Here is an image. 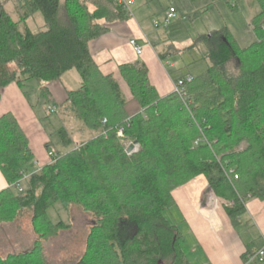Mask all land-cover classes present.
I'll return each mask as SVG.
<instances>
[{"label": "trees", "instance_id": "trees-1", "mask_svg": "<svg viewBox=\"0 0 264 264\" xmlns=\"http://www.w3.org/2000/svg\"><path fill=\"white\" fill-rule=\"evenodd\" d=\"M254 2L251 45L241 47L224 28L198 36L187 48L171 44L158 52L165 60L195 49L209 62L186 83L188 105L175 91L161 95L143 61L121 64L139 106L130 115L121 83L102 71L89 48L109 23L128 17L118 0H0V101L11 83L55 82L75 68L81 85L67 91L64 105L92 134L66 152L48 142L53 158L31 171L36 158L26 132L12 112L0 115V169L9 184L0 191V232L28 211L41 238L56 236L67 226L55 222L49 209L78 206L95 224L76 264H190L185 238L165 212L175 205L174 190L202 175L236 225L244 200L264 197V0ZM37 12L44 24L34 30L30 21ZM235 58L237 72L226 71ZM120 127L140 150L127 153ZM57 133L61 144L74 143L67 128ZM203 137L209 143L197 145ZM0 264L49 263L42 240H35L28 251L0 257Z\"/></svg>", "mask_w": 264, "mask_h": 264}, {"label": "crops", "instance_id": "crops-1", "mask_svg": "<svg viewBox=\"0 0 264 264\" xmlns=\"http://www.w3.org/2000/svg\"><path fill=\"white\" fill-rule=\"evenodd\" d=\"M151 1L138 0L133 17L109 23V31L92 40L89 48L102 71L114 76L117 73L121 76V64L143 61L149 68L151 82L164 96L174 91V84L180 76L174 77L168 71L169 66H175L169 62L171 55L163 60L158 52L165 51L171 44L182 49L190 45L180 46L176 41L174 43L170 34L164 32L168 29L154 26L156 14L159 12L155 11L154 2ZM142 2L151 9V18L145 16L148 11L144 9ZM197 37L191 36L193 41ZM133 38L137 39L143 49L141 55H137L128 44V39ZM51 87L48 92L53 96L55 88L52 85ZM7 112L16 116L26 132L36 158L34 164L39 170L50 162L45 146L50 135L28 100L26 91L16 82L8 85L2 92L0 115ZM8 186L0 169V191ZM173 196L175 205L165 214L178 226L185 240H188L190 247L187 244V257L190 264H244L245 255L255 253L264 244V197L249 195L244 200L245 211L235 225L226 211V202L213 192L203 175L175 189Z\"/></svg>", "mask_w": 264, "mask_h": 264}, {"label": "rangeland", "instance_id": "rangeland-1", "mask_svg": "<svg viewBox=\"0 0 264 264\" xmlns=\"http://www.w3.org/2000/svg\"><path fill=\"white\" fill-rule=\"evenodd\" d=\"M137 1L131 4L133 12L136 9ZM151 2H154L155 11L159 12L156 14L157 18L155 20L162 19L171 6L178 9V18L174 19L167 28L164 27V29H168L164 32L170 34L173 42L176 41V44L180 46L191 45L193 41L191 36H200L224 28H229L241 47L249 46L256 41V35L249 24L250 18L256 14L258 9V5L254 0H221L217 3H213L212 0H196L194 2L190 0H152ZM145 4L144 9L146 12L148 11L145 16H150L149 18H151L153 13L149 14L151 9ZM199 11L201 13L197 14ZM30 24L34 30L40 29L44 24L43 14L37 12ZM128 44L130 45V39H128ZM161 50L163 49L161 48ZM169 62L175 64L174 67H168V71L174 77H182L188 74L196 77L202 74L209 66V62L202 59L195 49L176 53L170 57ZM238 66L239 60L235 58L227 63L224 69L228 72H237ZM115 77L121 83L123 91L129 100L127 104L129 114L137 113L139 106L135 100H131L132 95L125 80L119 73ZM51 85L55 88V95L53 96L48 92L50 91L49 89H52ZM80 85V74L75 68H72L58 81L46 83L30 79L25 82L23 87L28 100L34 106L38 118L42 121L48 135L51 136H49L47 143L51 141L53 149L59 152H66L76 147L78 143L86 141L92 135L89 131L82 130V122L76 120L64 105L66 91L77 89ZM133 106H135L134 109ZM50 107L54 108L55 112L52 113L49 109ZM60 127H65L69 130L74 140L72 145L65 146L60 143V137L57 133ZM133 142L141 147L140 143L136 141L131 143ZM246 145V142H242L240 148L243 149ZM48 152L49 150L47 155ZM132 153L135 152H129V154ZM37 169L33 163L31 171H36ZM20 187L22 188L21 184ZM49 214L55 222L63 220L67 228H64L56 236L44 237L43 235L41 238L37 230L34 229L31 219L32 213L27 211L17 221L2 225L3 232H0V257L6 258L11 253L28 251L32 248L35 240H42L44 258L49 264H76L77 261L81 260L87 251L91 227L95 224L92 215L78 206L66 210L60 203L49 209ZM185 241L189 248L188 240Z\"/></svg>", "mask_w": 264, "mask_h": 264}, {"label": "built area", "instance_id": "built-area-1", "mask_svg": "<svg viewBox=\"0 0 264 264\" xmlns=\"http://www.w3.org/2000/svg\"><path fill=\"white\" fill-rule=\"evenodd\" d=\"M119 4L123 7L124 11L127 13L128 17H133L134 12L131 9V4L134 3V0H118ZM178 16V11L174 6H171L169 8V10L166 12V14L162 17L161 20H155L154 21V26L156 28L158 27H167L174 19H176ZM130 45L133 47L135 53L137 55H141L143 52L142 47L139 45L137 39H130ZM192 75H186L183 78H178V80L176 81V83L174 84V91L182 98V100L184 101V103L186 105H188V91L186 88V83L192 81ZM50 111L53 113L55 112V109L50 107L49 108ZM107 122V119H104V123ZM129 126V124H128ZM117 135L118 137L124 141L128 147V145L132 142L127 135L125 133V128L124 127H120L117 131ZM203 142H208V140L206 138H199L196 141V144L199 145L200 143ZM140 149L139 144H136L133 151L132 152H136ZM53 152L49 151L48 152V156L49 159L51 161V159L53 158ZM230 173H234V170L231 169ZM234 178L238 179L239 175L234 173ZM20 191H22L23 189L20 187V184H18ZM258 263V264H263L264 263V244L253 254H250L247 256V259H245L244 264H248V263Z\"/></svg>", "mask_w": 264, "mask_h": 264}, {"label": "water", "instance_id": "water-1", "mask_svg": "<svg viewBox=\"0 0 264 264\" xmlns=\"http://www.w3.org/2000/svg\"><path fill=\"white\" fill-rule=\"evenodd\" d=\"M134 147H135V142H133V143H131V144L129 145V147L127 148V152H128V153H129V152H132L133 149H134Z\"/></svg>", "mask_w": 264, "mask_h": 264}]
</instances>
